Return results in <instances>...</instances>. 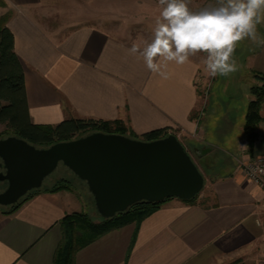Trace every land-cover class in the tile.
<instances>
[{
    "label": "crops",
    "instance_id": "1",
    "mask_svg": "<svg viewBox=\"0 0 264 264\" xmlns=\"http://www.w3.org/2000/svg\"><path fill=\"white\" fill-rule=\"evenodd\" d=\"M0 1V26L4 19L14 35L34 124L122 120L137 135L171 128L169 134L203 147V155L218 147L227 154L238 150L241 158L205 184L194 203L167 200L139 226L112 231L77 252L76 264H264V191L239 167L242 159L264 156V123L252 150L242 134L254 75H264V22L257 25V42H238V70L217 76L202 100L204 53L184 65L170 62L165 80L126 51L134 41L151 39L158 0H124L122 25L113 21L111 0H92L90 22L65 25L46 0ZM89 196L75 189L43 192L0 215V264H54L61 221L85 213Z\"/></svg>",
    "mask_w": 264,
    "mask_h": 264
},
{
    "label": "water",
    "instance_id": "2",
    "mask_svg": "<svg viewBox=\"0 0 264 264\" xmlns=\"http://www.w3.org/2000/svg\"><path fill=\"white\" fill-rule=\"evenodd\" d=\"M62 163L86 183L101 219L109 220L141 202L189 201L205 178L174 134L146 142L127 136L93 133L49 148L10 136L0 140V206L12 207Z\"/></svg>",
    "mask_w": 264,
    "mask_h": 264
},
{
    "label": "trees",
    "instance_id": "3",
    "mask_svg": "<svg viewBox=\"0 0 264 264\" xmlns=\"http://www.w3.org/2000/svg\"><path fill=\"white\" fill-rule=\"evenodd\" d=\"M1 2V1H0ZM0 26V123L10 130L13 136L26 140L37 148H49L54 144L69 142L93 133H105L127 136L146 142L168 137L171 128L151 131L143 135L134 133L122 120L103 121L95 119H68L57 125H36L30 116L26 92V77L22 61L14 50V35L4 25ZM260 86L252 88L253 99L249 104L244 133L248 137L252 150L258 134L257 127L263 121L261 110L264 107V75H255ZM175 135V134H174ZM62 184L70 186V181L62 180ZM66 189L72 190L71 187ZM46 187L30 192L18 204L10 207L6 214H12L23 204L43 192L55 193ZM184 201L187 204L195 202ZM164 203L141 202L127 212L118 214L113 219L95 221L87 213L67 215L60 223L63 231L62 242L56 252L54 264H76L77 252L94 243L102 236L119 230L130 224L139 226L146 218L158 211Z\"/></svg>",
    "mask_w": 264,
    "mask_h": 264
},
{
    "label": "clouds",
    "instance_id": "4",
    "mask_svg": "<svg viewBox=\"0 0 264 264\" xmlns=\"http://www.w3.org/2000/svg\"><path fill=\"white\" fill-rule=\"evenodd\" d=\"M192 0H158L150 40L133 42L126 51L142 59L146 68L170 79L167 65L190 63L204 53L203 70L208 77L228 76L238 70L233 57L238 42H257V25L264 22V0H216L215 6L193 11ZM264 44V40L259 41Z\"/></svg>",
    "mask_w": 264,
    "mask_h": 264
},
{
    "label": "rangeland",
    "instance_id": "5",
    "mask_svg": "<svg viewBox=\"0 0 264 264\" xmlns=\"http://www.w3.org/2000/svg\"><path fill=\"white\" fill-rule=\"evenodd\" d=\"M98 1L99 3H103L101 2V0H98ZM131 1L132 2L135 1V3H138L140 1L142 2L143 0H131ZM215 1L216 0H192L190 4V8L196 11V10H199L207 6H214ZM45 2H46V5L52 11L56 10L60 13L58 14V16H56V18H58V22L60 25L61 24L65 25V23L68 24L70 22H76V21H86V22L91 21L92 0H46ZM123 3H124V0H111V6H110L111 7L110 12H113L114 14L113 21L117 22L118 24L120 23L121 25L125 23L124 17L120 15L122 10H124L123 8H125V5H123ZM126 18H129V16H127ZM125 24H127V22ZM255 75H254V81L252 82V85L250 88V100L251 101L254 98L252 95V88L261 85V83L258 81ZM216 78L217 77L215 78L208 77L206 74L200 75L198 85L200 87V92H202L203 94L202 100L208 97V90H209L208 84L211 85L212 87L213 84L216 82ZM261 116L263 118V121L259 124V126L256 129L258 137H259V133H258L259 127L263 125L264 123V107L261 110ZM245 122H246V116H245V121H244L243 129H242L243 130L242 134H243V137L246 138V141H247L246 144L249 147L248 137L244 133ZM0 131H1L0 140L13 136L12 132L8 130L5 125H2L1 123H0ZM262 131H264V129ZM178 139L184 145V147L186 148V150L192 157L193 161L195 162L196 166L198 167V169L204 176L205 184L210 183L214 178L224 176L229 171L227 166L231 163L232 160H234L235 158L241 159L238 157V155L235 157V155L238 153V150L235 151V153L227 154L226 152L218 149V147L217 148L215 147L214 152L210 154V157H209V155H203L201 153L204 150L203 147L201 149L195 148L191 146L189 143H187V140H185V138L183 137H178ZM65 179L70 181V184H71L70 186L62 184V180H65ZM7 185L8 184H6L5 190L7 189ZM1 186H3V183H0V187ZM43 186L46 187L48 191L58 190V188H61L60 191L69 190V189H66L68 187H71L72 189H75L78 191L80 190L82 192H85L87 193V195L89 191L86 183L79 180L75 176V174H73V172H71L62 163H60V165L58 166V168L56 169L54 173H52L50 176H48L45 179ZM5 190L0 189V193L4 192ZM89 197L91 198V201L89 202V206L87 204L84 205V210H85L84 212L90 215L92 219H94L95 221L102 220L96 210L92 195ZM9 209L10 207H4V208L0 207V215H3V214L6 215Z\"/></svg>",
    "mask_w": 264,
    "mask_h": 264
},
{
    "label": "built area",
    "instance_id": "6",
    "mask_svg": "<svg viewBox=\"0 0 264 264\" xmlns=\"http://www.w3.org/2000/svg\"><path fill=\"white\" fill-rule=\"evenodd\" d=\"M239 167L247 180L264 191V156H258L250 160L242 159L239 161Z\"/></svg>",
    "mask_w": 264,
    "mask_h": 264
},
{
    "label": "flooded vegetation",
    "instance_id": "7",
    "mask_svg": "<svg viewBox=\"0 0 264 264\" xmlns=\"http://www.w3.org/2000/svg\"><path fill=\"white\" fill-rule=\"evenodd\" d=\"M7 183H3V186L0 187L1 190H5ZM8 186V185H7ZM1 207V206H0ZM4 208V207H3Z\"/></svg>",
    "mask_w": 264,
    "mask_h": 264
}]
</instances>
